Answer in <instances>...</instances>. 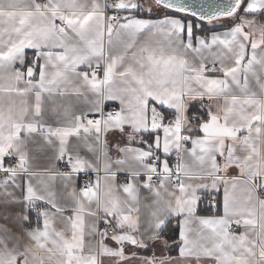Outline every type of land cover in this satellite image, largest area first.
Returning a JSON list of instances; mask_svg holds the SVG:
<instances>
[{"label": "snow or ice", "instance_id": "obj_1", "mask_svg": "<svg viewBox=\"0 0 264 264\" xmlns=\"http://www.w3.org/2000/svg\"><path fill=\"white\" fill-rule=\"evenodd\" d=\"M0 219V264H264V0H0Z\"/></svg>", "mask_w": 264, "mask_h": 264}, {"label": "crops", "instance_id": "obj_2", "mask_svg": "<svg viewBox=\"0 0 264 264\" xmlns=\"http://www.w3.org/2000/svg\"><path fill=\"white\" fill-rule=\"evenodd\" d=\"M4 223V221L2 219H0V224ZM172 254H175V253H172Z\"/></svg>", "mask_w": 264, "mask_h": 264}]
</instances>
